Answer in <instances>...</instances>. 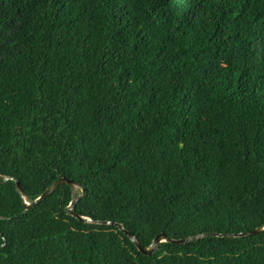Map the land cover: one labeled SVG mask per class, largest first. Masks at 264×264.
<instances>
[{
  "label": "trees",
  "instance_id": "16d2710c",
  "mask_svg": "<svg viewBox=\"0 0 264 264\" xmlns=\"http://www.w3.org/2000/svg\"><path fill=\"white\" fill-rule=\"evenodd\" d=\"M0 264H264V0H0ZM70 185L28 210L55 181ZM109 222L110 224H103Z\"/></svg>",
  "mask_w": 264,
  "mask_h": 264
},
{
  "label": "water",
  "instance_id": "95a60500",
  "mask_svg": "<svg viewBox=\"0 0 264 264\" xmlns=\"http://www.w3.org/2000/svg\"><path fill=\"white\" fill-rule=\"evenodd\" d=\"M1 180L3 181H8L6 178L0 177ZM64 184H68L71 186L72 191H73V198H72V202L70 204V206L68 207V211L69 213L78 218L81 221L84 222H90V219L85 218V217H81L80 215H77L73 209L76 206L77 202L82 198V196H84L86 194V191L84 189H82V195L76 197L75 193L76 190L80 188L79 184L76 183L74 180H71L69 178H60L57 181H55L37 200L33 201L32 203H29L26 200V192L23 188V185L21 183H18V189L20 191V193L22 194L23 198L25 199V206L28 210L33 209L37 204H39L43 199L49 197L52 193H54L61 185ZM103 224H110L109 222H103ZM116 227H118L120 230H122L124 232V234H126L132 242H134V244L136 245V247L138 248V250L140 252H142L144 255L146 256H150L153 254V252H155L156 247L159 246L162 243H169L172 245H187V244H191L195 241L204 239V238H208V237H215V238H242L245 236H252V235H258L261 234L262 232H264V228H261L259 230H256L254 232L251 233H247V234H240V235H232V236H227V235H214V234H202V235H196L194 237H190L187 239H183V240H169L167 239V237L165 235H159L158 237H156V239L154 240V242L152 243V246L149 248L142 246L138 241H136V239L134 238L133 234L130 233L129 231H127L126 229H124V227L121 224H114Z\"/></svg>",
  "mask_w": 264,
  "mask_h": 264
}]
</instances>
